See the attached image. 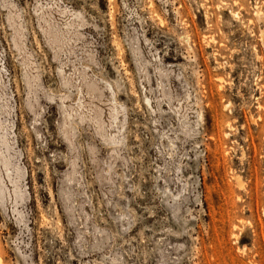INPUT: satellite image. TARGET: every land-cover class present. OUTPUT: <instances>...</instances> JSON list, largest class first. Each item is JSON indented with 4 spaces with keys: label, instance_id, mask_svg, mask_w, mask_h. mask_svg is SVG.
I'll return each mask as SVG.
<instances>
[{
    "label": "rangeland",
    "instance_id": "rangeland-1",
    "mask_svg": "<svg viewBox=\"0 0 264 264\" xmlns=\"http://www.w3.org/2000/svg\"><path fill=\"white\" fill-rule=\"evenodd\" d=\"M263 36L264 0H0V264H264Z\"/></svg>",
    "mask_w": 264,
    "mask_h": 264
},
{
    "label": "bare ground",
    "instance_id": "bare-ground-1",
    "mask_svg": "<svg viewBox=\"0 0 264 264\" xmlns=\"http://www.w3.org/2000/svg\"><path fill=\"white\" fill-rule=\"evenodd\" d=\"M235 2V1H234ZM236 15H238L237 13H236ZM251 21V20H250ZM263 32V31H262ZM263 47H264V36H263ZM264 49V48H263ZM222 86V85H221ZM221 86H220V88H221ZM229 104V103H228Z\"/></svg>",
    "mask_w": 264,
    "mask_h": 264
}]
</instances>
